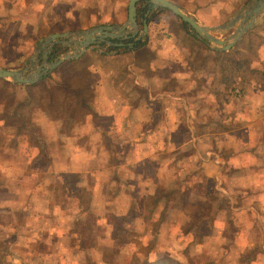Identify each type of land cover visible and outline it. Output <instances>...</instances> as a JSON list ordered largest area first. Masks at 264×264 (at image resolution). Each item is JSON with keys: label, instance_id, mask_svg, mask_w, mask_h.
<instances>
[{"label": "rangeland", "instance_id": "rangeland-1", "mask_svg": "<svg viewBox=\"0 0 264 264\" xmlns=\"http://www.w3.org/2000/svg\"><path fill=\"white\" fill-rule=\"evenodd\" d=\"M6 1L3 4V0H0V4L8 6L14 3L13 16L28 10L23 5L30 7L27 0ZM125 1V4L129 2ZM180 1L192 10L197 5L217 1L219 5L214 7V13L223 16V11L228 9L233 13L247 7L252 0ZM89 3L95 4L96 0H89ZM30 8L29 17L37 20V5ZM213 17L215 15H211ZM260 21H264V15ZM15 32L16 28L12 25L1 35L2 41L10 43L8 47L2 48L10 62H0L1 66L20 64L15 47L10 48L12 44L17 45L23 40L13 38ZM234 32L235 29H232L223 36L215 37L226 39ZM262 42L264 26L253 32L251 37L247 36L236 52L220 58L216 63L219 76L227 79L230 86L235 79L240 81L235 91L236 88L241 90L244 86L256 83L252 94L248 93L246 97L234 91L235 96L232 93L231 99H226L228 108L222 106L225 97H221L220 102L217 100L219 104L211 105L212 108L188 110L181 116L180 121L184 122L179 127L177 139L172 142L166 143L157 138L150 142L127 140L123 143L115 139L93 145L92 151L96 158L91 162L75 157L74 165L94 171L93 175L98 171H106L104 175L95 174L92 192L78 194L80 208L86 215L79 216L75 207L71 209L75 205L74 200L71 194L67 197L63 189L66 183L72 181L77 185L83 184L84 180L87 183L89 176L70 180L61 174L48 172L24 174L27 191L18 189L13 194L11 199L15 203L11 205L10 213L0 210V264H152L162 258H171L181 264H253L255 259L261 260L264 253L260 247L264 239L258 233L259 228L264 230V168H261L264 167V62L258 60L261 57L258 48ZM100 45L93 46V49L108 54L116 52L112 48L117 46ZM77 49L66 47L53 50L51 61L55 63L65 55L74 54ZM90 61L86 59L71 69L74 70L72 77L79 73L77 79L72 80L71 88L84 87L87 78L83 69L90 65L92 68L95 63L93 59ZM51 87L41 89L40 93L55 91L56 97L57 90L61 88ZM4 93L7 92L0 90V101L7 100ZM10 96L9 106L14 110L17 105ZM74 98L80 100L76 95ZM191 98L195 100L196 96ZM65 100L59 96L58 106L51 108V115L65 121L84 117L86 111L79 103L69 107L64 105ZM179 116V111L173 113V118L180 119ZM202 123H213V126ZM202 134L204 137L196 139V135ZM231 139L234 141L231 142ZM37 143L35 139L28 142L27 149L36 147ZM148 146H151V151L147 153ZM121 149L125 152L124 156L116 157L115 152ZM180 149H183L181 158ZM79 150L82 153L83 147ZM171 150L178 153L171 157L175 153ZM46 151L51 153V148L46 147ZM142 151L144 156L138 159L140 162L135 161ZM197 151L204 153V157H196ZM135 153L140 154L136 156ZM206 153L208 156L216 153L224 159L233 156L232 159L238 161L237 164L246 171L230 173L229 168L220 164L221 160L211 158L209 161ZM149 154L157 156V159L151 158ZM21 161L16 159L15 164ZM120 165H125L129 170L117 174L113 172V168ZM172 165L174 168L182 165V172L175 170L167 174L165 171ZM40 167L49 169L50 162L44 159ZM11 175L18 181L23 180V174ZM0 181L3 182L2 175ZM12 184L16 185L14 181ZM93 193L97 195L94 207L90 203ZM35 194L42 200L38 204L29 200ZM157 198L162 201L152 210ZM67 200L70 203L69 213L61 217V223L74 228L71 233L75 236L67 237V231L59 228L57 239H49L46 237L47 232L42 231L47 228L43 213L48 208L54 210L61 207L60 204ZM55 202L59 205H55ZM21 209L26 211L22 212ZM67 217L71 219L69 224ZM117 227L121 229L118 238L114 236ZM247 231H252L256 238H247ZM43 233L45 235L40 237ZM247 239L256 245L251 255L245 254Z\"/></svg>", "mask_w": 264, "mask_h": 264}, {"label": "crops", "instance_id": "crops-1", "mask_svg": "<svg viewBox=\"0 0 264 264\" xmlns=\"http://www.w3.org/2000/svg\"><path fill=\"white\" fill-rule=\"evenodd\" d=\"M124 1L96 0L94 4L89 3V0H27V2H30V7L37 5V20L29 17L31 8L23 5L22 2V7L28 10H23V13L21 12L15 16L11 13L14 12V3L8 6L1 5V3L0 44L2 42L4 44L0 45V55H2L0 56V62L6 61L8 64L10 62L2 50V48L8 47L10 43L1 40V35L5 34L7 29L9 30L13 25L16 28V35L13 34V38L23 40L20 43L18 42L17 45L12 44L10 47H15V52L19 54L20 64L18 66L0 65V68L21 70L31 67L35 71L41 66L54 63L51 61L53 50L57 51L58 48L66 47L75 49L81 42L79 37L68 36L52 41L45 46L44 43L53 35H74L101 27L124 26L128 21L131 0L126 4ZM169 1L189 13L200 25L205 27L225 25L231 22L242 9L240 8L233 13L230 10L227 11V9L226 12L223 11V16H219L214 13V7L219 5L217 1L207 2L202 6L197 5L195 10H192L189 6H184L180 0ZM6 2V0H3V4ZM137 7V21L140 30L136 32L132 29L129 31L128 38L121 41L117 40L119 42L132 41L128 45L125 44L129 46L128 50L124 49V44L123 46H117L122 50L113 54H108L103 50L91 49L79 59L64 62L33 85H20L3 80L12 84V86H0V90L7 92L4 93L7 100L0 101V176L2 175L3 181H0V208L2 207L0 210L2 212L10 213L11 205L15 203L11 198L18 189L27 191L24 174L29 173L32 175L39 172H48L50 174H61L64 178L70 180L72 178L81 177L85 179L88 176L90 177L87 183L84 180L83 184L79 183L77 185L72 181L66 183L63 189L66 191L67 197H69V194L72 195L74 204L78 207L72 205L71 209L75 207L79 213L78 215L84 216L86 212L80 208L79 195L84 194L86 191L92 192V185L95 183L92 179L95 178V174L104 175L106 171H98L93 175L92 172L94 171L92 170L82 169L80 166L76 167L73 163L75 157H82L91 162L93 158H96L92 151L93 145L107 143V141L115 139L123 143L127 140L138 143L150 142L156 141L157 138L160 141H166V143L172 142L177 139L179 127L184 122L180 121L181 116L188 110L195 109V111H198L212 108L213 104H219L221 97H225L222 106L228 108L229 103L226 99H231L232 93L235 96L234 88L236 85H240V81L235 79L230 86L227 79L219 76L216 71V63L219 62L220 58L236 52L247 40V36L251 37L253 32L264 26V21H260L261 17L257 25L248 31L231 50L221 51L217 49V46L209 45L201 40L193 30L188 26H184V22L171 11L154 8V6L149 9L148 4L145 2L139 3ZM211 15H215V17L211 18ZM145 21L148 22V33L142 39H139L143 33ZM132 34L133 36H131ZM226 37L228 39L230 35ZM139 40H146V44L144 47L134 50V43ZM53 44L54 46H52ZM98 44H101L102 47L108 45L101 42ZM46 50L49 51V58L45 63ZM258 50L261 56L258 60L264 62V42ZM86 59L91 61L93 59L95 63H93L92 68L90 65L86 71H83L87 78L84 87L64 89L62 86L66 81L72 82L73 79L79 76L78 73L77 76L72 77L74 70L71 71L72 67L68 65V62L77 61V66ZM253 64L256 63L253 62ZM255 84L253 82L252 85L244 86V89H236L240 91V96L244 94L247 97L248 93L252 94L251 90L255 88L253 87ZM103 85H106L105 89ZM50 87L51 89L54 87L62 88L57 90L59 92L56 93V97L55 91H48L46 94L40 93L41 89ZM80 88L85 89L83 93L79 91ZM79 93L82 96L78 97ZM8 94H11V96ZM74 95L80 100H76ZM9 96L16 102L17 106L14 110L10 109ZM59 96L66 99L64 105L69 107L79 103L86 111V113H83L85 114L84 117L65 121L51 115V108L58 106ZM192 96H196V99H192ZM82 101L84 102L83 105L81 104ZM176 111H179L180 119L173 118V113ZM196 121L200 122L199 120ZM203 125L213 126V123H204ZM200 137H204L203 134L201 136L196 135V139H200ZM33 139L41 144L37 143L36 147L27 149L26 145ZM232 141L234 140L231 139ZM46 147L51 148V153L46 151ZM81 147H83L82 153L79 150ZM123 151L121 149L115 152L116 157H123L125 153ZM149 151H151V146L147 148V153ZM170 152L175 151L171 150ZM180 152L181 158L183 157V149H180ZM140 153H135L136 156L140 154L135 158V161L144 156L143 151ZM176 153L178 152L172 153L170 156L172 157ZM198 156L204 157V153L197 151L196 157ZM206 156L209 161L211 158L221 160L220 164L225 168H229L227 170L230 173H243L246 171L243 166L237 164L238 161L232 159L233 156H227L225 159L216 153L210 156L206 153ZM151 158L157 159V156H151ZM16 159H22L21 163L15 164ZM44 159L50 162V167L49 169L47 167V170L40 167ZM26 163H29V165ZM124 166L120 165L113 168L115 170L113 172L117 174L128 169ZM181 169L182 165L175 168L172 165L165 172L172 174L173 171L179 170L178 173H181ZM13 173L15 175L23 174V180H16L11 175ZM13 181L16 185L12 184ZM39 197L35 194V197L33 195L29 200L38 204L42 201ZM92 198L93 201L90 203L94 207L97 195L93 193L90 200ZM25 204L27 206V202ZM55 205H59V203L55 202ZM60 205L61 207L59 206L54 210L48 208L44 211V216H41L46 222H44L45 225L47 224L45 226L47 228L42 231L47 232L46 237L49 239L53 237L57 239L59 228L67 231V237L75 236L71 233L74 228H69V226L61 223V217L69 213L70 203L67 200L66 203L63 201ZM21 211L25 212L26 210L21 209ZM66 220L68 224L71 221L68 217ZM38 232L40 233V230ZM44 233L40 237H43ZM258 235L264 239V230L259 228ZM245 236L256 238L252 231H247ZM262 244L260 249L264 253V240ZM255 246L247 239L245 254L251 255V251ZM255 251L254 249L253 252ZM253 261H255L253 264H256V262L264 264V257L262 256L261 260L255 259Z\"/></svg>", "mask_w": 264, "mask_h": 264}, {"label": "water", "instance_id": "water-1", "mask_svg": "<svg viewBox=\"0 0 264 264\" xmlns=\"http://www.w3.org/2000/svg\"><path fill=\"white\" fill-rule=\"evenodd\" d=\"M141 2H147L154 6V8L164 9L171 11L177 17H179L185 24H187L197 36L209 45L217 46L221 51L231 50L242 37L251 29H253L259 18L264 15V0H252L249 5L241 9L234 19L218 27H205L200 25L195 18L189 13L183 11L178 6L170 2L169 0H131L128 10V21L122 27H101L97 29H91L85 32L77 34H56L48 38L44 43L46 46L48 43L60 38H66L68 36H76L81 38V42L78 45L77 51L72 55H65L59 59V61L37 68L35 71L31 67L21 70H7L0 68V79L7 80L15 84L20 85H33L41 81L51 71L61 66L64 62L74 59H79L88 50L93 49V46L99 42L107 43L108 45L123 46V44H113L110 40H125L129 36V31H139L137 15L138 4ZM235 29V32L228 37V39H218L215 35H223L227 31ZM148 33V22L144 23L143 33L139 39H142ZM133 36V34L131 35ZM54 46V44L52 45ZM49 51H45V63L48 61ZM30 72V73H29Z\"/></svg>", "mask_w": 264, "mask_h": 264}, {"label": "trees", "instance_id": "trees-1", "mask_svg": "<svg viewBox=\"0 0 264 264\" xmlns=\"http://www.w3.org/2000/svg\"><path fill=\"white\" fill-rule=\"evenodd\" d=\"M145 3H147V2H145ZM148 4V7H149V9H152L153 8V5L152 4H150V3H147ZM184 24V26H188L187 24H185V23H183ZM119 41H121V40H119ZM119 41H117V40H113V41H111L113 44H117V43H122V44H126V45H128V44H130L132 41H128V42H126V41H124V42H119ZM145 44H146V40H139V41H137V42H135L134 43V50H137V49H139V48H142V47H144L145 46ZM125 45V47H124V49H127L128 50V48H129V46H126ZM112 50H116V52L117 51H119V50H122V48H120V47H115V48H112ZM54 54H56V53H53V55ZM76 62L77 61H71V62H68V65L70 66V67H72L71 69H74V67L76 66ZM62 70L64 71V69L62 68ZM83 71H86V69H83ZM12 86V84H10V83H8V82H6V81H3V80H0V86H2V87H8V86ZM64 89H71V82H68V81H66L65 82V84L62 86ZM61 87V88H62ZM85 89L83 88H80L79 89V91L81 92V93H83V91H84ZM80 96H82L80 93L78 94V97H80ZM82 105L84 104V102L82 101V103H81ZM161 199H162V197H161ZM160 198L158 199H155L154 201H155V204H154V208H152V210H154L155 208H156V206H157V204H158V202H161L162 200H161ZM161 200V201H160ZM152 212V211H151ZM150 220V219H149ZM120 231H121V229H119V228H117V232H114V236L115 237H117L118 238V233H120ZM165 263H168V264H181L180 262H178V261H176V260H174V259H171V258H162V259H158L157 260V262H155V263H152V264H165ZM148 264H150V263H148Z\"/></svg>", "mask_w": 264, "mask_h": 264}, {"label": "built area", "instance_id": "built-area-1", "mask_svg": "<svg viewBox=\"0 0 264 264\" xmlns=\"http://www.w3.org/2000/svg\"><path fill=\"white\" fill-rule=\"evenodd\" d=\"M235 93L240 94V91L239 90H236Z\"/></svg>", "mask_w": 264, "mask_h": 264}]
</instances>
